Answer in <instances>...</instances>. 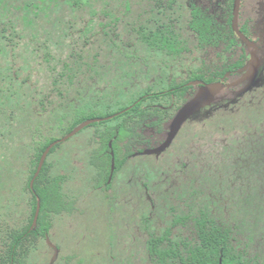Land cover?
Masks as SVG:
<instances>
[{
	"label": "flooded vegetation",
	"instance_id": "flooded-vegetation-1",
	"mask_svg": "<svg viewBox=\"0 0 264 264\" xmlns=\"http://www.w3.org/2000/svg\"><path fill=\"white\" fill-rule=\"evenodd\" d=\"M164 1L166 7L175 13L167 16L168 21L181 27L182 41L188 44L189 48L183 50L178 58L169 56L165 58L152 54L146 60V64L140 60L142 57L123 56L125 60L132 59L134 61L136 59V62L132 64V68L135 69L134 72L136 73L132 77L134 78L133 84H139L138 78L141 74L149 78L151 83L136 95L132 99V103L128 104L123 110L127 111L129 110L127 108H132L146 99L143 107L147 112V122L158 121V113H161L165 118V124L169 125L170 122L167 120L170 113L175 112L186 98L191 97L192 99L202 88L198 84L202 82L201 73L204 60L212 63L217 62L222 68H227L222 76L224 80L222 82L226 84L242 77L244 72L241 70L248 63L238 69L228 68L232 67L234 63L233 46L235 44L233 43V36L239 42H243L238 39L233 30L235 0ZM194 7L198 9V13L195 18H191ZM99 11V17L97 18L98 15L94 16V20L100 19L103 21V25L93 24L99 29V32L94 29L91 38L84 37L81 39L82 43L91 50V53L83 58L88 60L90 64L84 65V71L77 80L74 78L73 70L74 55L71 54L67 58L69 64L67 72L64 70L65 63L60 64L59 62L63 58L58 47V27L61 25L57 23L0 24V30H2L0 35L4 36V38H0V190L7 192L5 203L10 207V214L4 215L6 216L5 219L1 217L0 221L21 223L28 220L33 223L35 214L32 216L31 212L29 217L25 215L27 201L33 211V196L37 197L36 208L41 199L37 191L48 188L57 190L59 174H66L58 172L60 142L63 141V138L86 120L97 119L95 122L106 120L110 119L107 117L112 115L115 117L123 111L121 110L109 116L86 117L84 121L69 130L76 119L80 118L77 113L85 108L87 100L93 101L94 104L101 103L103 100L101 96L106 94V91L108 93L109 84L115 82L113 85L116 86L120 83L118 73L116 77H113L114 81L108 84L107 77L110 72L108 73L106 70L107 59L104 53L107 35L105 30L106 16L101 12V8H99ZM193 20L196 21V25L198 23L199 28H207V33H216L218 40L203 43L199 39V35L190 26ZM262 20H264V0H241L238 18L239 27L245 35L258 45L257 51L261 62L259 74L262 75L258 79H262L263 82L264 42L261 43V33L259 32L260 28V31L263 32L264 30ZM231 31L232 34H230ZM14 35L16 39L12 40L10 37ZM24 36H27V38L21 44L20 40ZM68 36L71 39V45H74L76 37L78 38L80 33L71 29ZM18 37L21 39H18ZM16 40H19L20 46H18ZM97 41L100 47L99 50L95 47ZM121 42L128 44L130 40H122ZM73 45L68 49L69 53L73 52ZM130 45L137 48V40L132 41ZM245 45L247 44L245 43ZM251 48L250 58L252 51H254V48ZM16 49L20 50L22 55L18 67L13 70V59L11 58L13 56L6 55V51H9V53L11 51L13 54ZM109 57L113 61L123 59L122 56L118 55ZM97 61L98 64H96ZM91 64L94 67H91ZM97 68L99 69L98 73H96ZM236 73L240 74L237 78L230 82L225 81L227 77ZM196 84L197 86H195ZM240 84H243L244 87L238 90L231 89V92L234 94L246 92L251 85V80L248 78ZM186 87L189 88L186 89ZM74 88L83 93L82 99L85 100L83 106L79 105V101L74 103ZM112 88L109 92H118V90L114 91ZM125 89H128V87ZM234 100L235 98H229L228 94H223L211 106H201L196 112H202L206 109L216 110L228 106ZM65 101L66 103H64ZM74 104L76 105L75 117L73 113ZM85 111L84 109V113ZM136 115L138 118L139 114ZM191 116L181 126L174 139V144L170 145L166 151H162V154L158 153L164 155V157H171L174 154L173 156L178 158V164L176 162L173 166H165L162 169L126 168L124 174L128 177L124 182L120 181V183L113 184V175L112 180L109 181V187L106 185L97 186L96 183L98 188L104 187L105 190H112V187H115V200L118 204V211L121 212L118 216L120 227L123 232L125 229V232L130 233L133 237L134 241H131V244L134 251L130 255L134 257L136 264H182L177 257L164 258V253L169 251L174 254L185 255L193 244H200L201 242L200 232H198L196 224L194 225L192 220L186 221L177 218L178 213L183 212L184 206L176 204L178 201L174 200V196L183 192L173 191L176 188H182L183 190L185 187H191L193 183L186 182L193 179V175L189 172L199 170L198 168L193 169L181 165L182 160L188 158V155L192 152L193 141L195 142V152L197 153V149H199L196 138L197 135L200 136L201 130L195 127H187L193 125V122L189 120ZM148 123L145 125L144 132L147 134V140L155 145L147 148L146 143L140 145L143 151H134L131 158L151 152L150 150L160 146L168 138L159 144L161 133L157 131L158 129L155 126ZM60 129L66 132L60 134ZM103 130H105V127L95 132L94 137L97 139L98 145L93 149L90 158L91 164L94 166L93 158L101 143L100 134ZM179 139L181 141L178 142ZM48 147L50 149L41 170L35 177ZM98 171L97 168V176H99ZM41 174H43V178H41L40 183L36 184V180ZM66 175L67 181L69 176ZM122 201L127 205L129 204L131 208L127 210L123 204L119 205ZM56 215L58 213H52L48 217V220L52 221V227ZM12 216H15V218L11 221ZM51 229L46 234L47 240L51 234ZM249 235L248 232L245 239L244 258L246 262L256 264L258 259L259 264H264V244L259 245V248H253Z\"/></svg>",
	"mask_w": 264,
	"mask_h": 264
},
{
	"label": "trees",
	"instance_id": "trees-1",
	"mask_svg": "<svg viewBox=\"0 0 264 264\" xmlns=\"http://www.w3.org/2000/svg\"><path fill=\"white\" fill-rule=\"evenodd\" d=\"M6 6L7 2H4L3 8L5 9ZM12 7L20 13H15L7 23H34V18L30 14L34 13L38 17L47 16L48 21L61 25L58 27V47L63 58L59 62L65 63L64 70L67 72L69 66L67 58L71 54L74 55L75 80L79 79L83 73L84 65L90 64L83 58L87 57L91 50L82 43L81 39L91 38L94 29L99 32V29L93 26L94 23L103 25L100 19L94 20V16L99 17L98 7L106 16L105 43L108 56L142 57L140 60L146 64V60L152 54L165 58L168 56L178 58L183 50L189 48V45L182 41L181 27L168 21L167 16L175 13L166 7L164 0H23L21 3L13 2ZM87 8L91 9L90 13L81 11ZM197 13L198 9L194 7L191 18H195ZM12 14L2 12L0 19L6 23L7 16ZM86 14L90 18L86 17ZM77 18H81L80 22ZM190 24L203 43L218 40L216 33H207V28H199L195 20ZM71 29L80 33V36L76 37L75 44H72L74 50L69 53L68 49L72 45L68 34ZM1 37L4 38L0 35ZM10 38L13 40L16 36ZM233 39L234 63L228 68L238 69L248 63L252 48L239 42L234 36ZM122 40H130V43L137 40V48L133 45L129 46L130 43L121 42ZM95 47L97 50L100 49L98 41ZM134 62L136 59L125 60L124 57L118 61L108 59L106 70L108 73L115 69L123 72V70L126 71V65L134 64ZM91 67H94L93 64ZM226 70L227 68H222L217 62L204 60L202 82L198 86L201 88L208 82L224 81L222 76ZM98 72L97 68L96 73ZM127 75L129 73L123 77L119 74V81ZM239 75V73L233 74L225 81L230 82ZM255 84H261L258 78L255 79ZM243 87V84L234 88L224 87L203 107L211 106L223 94H228L232 99L237 98L245 91L234 94L231 89L238 90ZM118 92L121 90L119 89ZM190 99L191 97L186 98L175 112L170 113L167 120L170 122L169 125L165 124V118L161 113H158V121L147 122V112L143 107L146 99L115 117L95 122L106 124L105 130L100 134L101 143L93 158L99 170L97 186H110L112 155H115L116 163L114 180L117 172L124 167L134 151H143L140 145L146 143V148L155 145L147 140V134L144 132L147 123L158 129L157 131L161 133L159 144L163 142L169 136L178 114ZM127 105H122L117 111H110L104 116L119 112ZM249 113L248 119L236 118L227 125L215 124L213 132L209 135L200 134L201 137L197 135L196 144L199 147L197 153L195 142H192V152L188 158L182 160L181 165L199 170L189 172L193 175V179L186 182L193 183L191 187H185L183 190L176 188L173 191L183 192L174 196V200L178 201L176 204L184 206L183 212L178 213L177 218L192 220L200 232L201 242L193 244L185 255L167 251L163 255L164 258L177 257L182 264H219L220 258L223 257V261L228 264H248L244 258L245 239L248 232L253 248H259V245L264 244V116L262 118L255 110H250ZM136 114H139L138 118ZM85 118L84 116L77 118L69 130ZM42 175L37 178L36 184L40 183ZM66 179V174H59L57 190L48 188L37 191L41 198V209L36 225L31 228V221L25 228L13 232L9 242L2 240L6 249L0 248V264H29V253L36 247V238L39 235L46 238V234L50 232L52 221L48 220V217L52 213L61 214L73 212L76 209L75 201L64 195L63 184ZM36 204L37 197L34 195L32 216L35 214ZM256 264H259L258 259Z\"/></svg>",
	"mask_w": 264,
	"mask_h": 264
},
{
	"label": "rangeland",
	"instance_id": "rangeland-1",
	"mask_svg": "<svg viewBox=\"0 0 264 264\" xmlns=\"http://www.w3.org/2000/svg\"><path fill=\"white\" fill-rule=\"evenodd\" d=\"M21 1L23 0H0V14L2 12H6L7 14L13 13L11 15L12 17L7 16L6 23L10 22L15 13H20V11L17 12V10L12 7V3H21ZM4 2H7L5 9L3 8ZM99 8L100 7H98V9ZM81 11L90 13L89 8ZM21 14L23 17V13ZM30 14L31 17L34 18V23H52L47 20V16L42 15L38 17L37 15L35 16L34 13ZM86 17L89 18L87 14ZM77 19L78 22H80L81 18ZM1 23H3V21L0 19V24ZM24 24L30 23L24 22ZM262 24H264V20H262ZM260 30L262 43L264 42V30L263 32ZM19 38L20 37H18V39ZM25 38H27V36H24L22 38L23 40L20 38L21 44H23ZM123 38L127 37L123 36ZM16 41L18 46H20L19 40ZM69 42L71 43L70 38ZM102 49L101 47V50ZM104 53L106 54L107 61L108 59H112L108 56L106 49ZM6 55L13 56L11 57L13 59L12 69L14 70L17 68L18 62L21 61L22 52L16 49V52L13 54L11 51L10 53L6 51ZM260 66L261 62L258 63L257 70L250 77V80L253 82L244 94L239 95L235 98L234 102L230 103L228 106L212 111L211 109H206L202 112L197 111L191 116V119H189L193 122V125H188L187 127H195L201 130V134L207 136L213 132L215 124L217 126L227 125L234 119L236 120V118H240L239 120L248 119L250 110H255L258 115L263 118L264 81L262 82L261 79L260 85L255 84V79L260 76ZM125 69L126 71L123 70V72L120 69H115L108 74L107 80L108 82H112L114 81L113 77H116L118 73L122 75V77L129 73L125 78H121L120 83L116 86L113 85L115 82L109 84L108 93L106 91V94H102L101 97H103V100L101 103H97L98 105L88 100L85 103V100L82 99L83 93L74 88V103L79 101L80 106H83V103H85V108L77 113L79 117H99L106 115L110 111L115 112L120 106L131 103L136 95L151 84L150 79L142 74L138 78L139 84H133L134 78L132 77L136 74L134 72L135 69L132 68V64L126 65ZM126 87H128V89H125ZM111 88L114 91L120 89L121 92H109ZM64 103H66V101ZM75 107L76 105L74 104V117ZM84 109L86 110L85 113ZM206 123L208 124L205 125ZM210 123H212V125H210ZM105 126L106 124L96 123L87 125L75 135L60 142L61 148L59 149L58 172L66 173L69 176L64 184V192L67 198L75 201L76 209L74 212H65L54 217L53 227L48 239L58 248V251L55 250L54 246L50 244L47 238L38 236L35 240L36 247L31 249L29 253V264H136L134 257L130 255V253L134 251L131 244V241H134L133 237L130 233H126L125 229L124 233L120 227L118 216L121 212L118 211V204L115 200V187H112V190H105L103 189L104 187L98 188L96 186L98 178L97 168L92 165L90 161L91 153L98 145L97 139L94 137L95 132L99 129H103ZM65 132L66 131H63V129L59 130L60 134H64ZM174 139L169 146L162 151H166L170 145H173L175 142ZM179 141L181 140L179 139L178 142ZM162 151L154 153L148 152L149 154L144 153L141 156L130 158L124 167L117 172L113 184L126 180V177H128V175L124 174L126 168L162 169L165 166H173L176 162L177 164L179 163L178 158L173 156L174 154L171 157H164V155H161ZM166 153L168 154L169 152ZM7 195L6 191L0 190V218L2 217L3 219L6 218L4 215L10 214V207L5 203ZM122 204L127 210L131 208V206H129V204L127 205L124 201L119 205ZM31 212L32 207L27 201L26 217L27 215L29 217ZM14 218L15 216H12L10 220L12 221ZM28 224V220L21 223L0 221V248L2 250L6 249L3 246V239L9 242L13 232L25 228ZM121 255H123L125 259L122 258L123 256L121 257Z\"/></svg>",
	"mask_w": 264,
	"mask_h": 264
},
{
	"label": "water",
	"instance_id": "water-1",
	"mask_svg": "<svg viewBox=\"0 0 264 264\" xmlns=\"http://www.w3.org/2000/svg\"><path fill=\"white\" fill-rule=\"evenodd\" d=\"M240 3L241 0H235V10H234V18H233V30L236 34V36L238 37V39H240L241 41H243L244 43H246L248 46L253 47L254 51H252L251 54V58L248 62V64L241 70L244 72L243 76L240 77L238 80L231 82V83H224V82H212V83H207L204 87H202L200 89V91L183 107V109L180 111V113L177 116V119L175 120L171 133L168 136V138L165 140L164 143H162L160 146L150 150L151 153L153 152H160L162 151L164 148H166L167 146H169V144L173 141V139L176 137L177 133L179 132L181 126L183 125V123L185 122V120L190 117L194 112H196V110H198L199 107L204 106L205 104H207L208 102H210L216 94H218L224 87H232V86H236L238 84H240L241 82L245 81L246 79H250V77L252 76V74L257 70L258 68V63H260L259 61V56H258V45L252 41L247 35H245L240 27H239V23H238V18H239V11H240ZM131 107L127 108L130 109ZM126 109V110H127ZM125 110L121 111L120 113L124 112ZM109 116L107 118H111L113 117ZM97 119H89L86 120L84 122H82L81 124H79L77 127H75L68 135H66L64 139L69 138L70 136L75 135L77 132H79L81 129H83L84 127H86L87 125L95 122ZM51 147V146H50ZM50 147H48V149L45 151L40 166L36 172L35 177L39 174L42 164L45 160V157L50 149ZM115 156L113 155V159H112V167H111V172H110V176H109V181L112 180L114 172H115ZM35 179V178H34ZM34 182V180H33ZM40 209H41V203L39 202L37 208H36V212H35V217H34V221L32 223L31 228H34V226L37 223L38 217H39V213H40ZM50 244L51 241L50 239H48ZM55 248L56 251H58V248L52 244ZM219 264H226L223 261V257L220 258L219 260Z\"/></svg>",
	"mask_w": 264,
	"mask_h": 264
}]
</instances>
